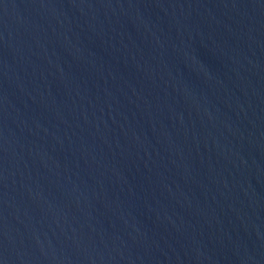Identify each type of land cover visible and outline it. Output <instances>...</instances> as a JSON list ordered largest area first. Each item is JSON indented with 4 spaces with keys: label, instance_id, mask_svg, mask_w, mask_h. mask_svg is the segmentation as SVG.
Masks as SVG:
<instances>
[{
    "label": "water",
    "instance_id": "95a60500",
    "mask_svg": "<svg viewBox=\"0 0 264 264\" xmlns=\"http://www.w3.org/2000/svg\"><path fill=\"white\" fill-rule=\"evenodd\" d=\"M0 264H264V0H0Z\"/></svg>",
    "mask_w": 264,
    "mask_h": 264
}]
</instances>
